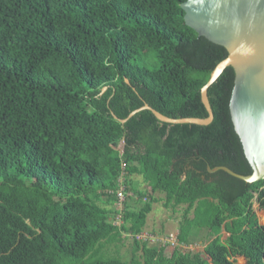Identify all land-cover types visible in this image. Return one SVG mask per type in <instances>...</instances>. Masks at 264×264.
<instances>
[{"label": "trees", "instance_id": "1", "mask_svg": "<svg viewBox=\"0 0 264 264\" xmlns=\"http://www.w3.org/2000/svg\"><path fill=\"white\" fill-rule=\"evenodd\" d=\"M184 1L0 0V264H264V180L207 171L252 174L231 68L206 91L208 126L117 122L143 104L206 118L200 90L227 53L185 27ZM138 176V206L117 208ZM153 205L180 212L171 254L138 238Z\"/></svg>", "mask_w": 264, "mask_h": 264}, {"label": "water", "instance_id": "2", "mask_svg": "<svg viewBox=\"0 0 264 264\" xmlns=\"http://www.w3.org/2000/svg\"><path fill=\"white\" fill-rule=\"evenodd\" d=\"M180 9L183 24L209 43L222 47L227 57L210 73L200 90V102L205 119H168L146 104L132 111L131 117L148 111L160 123L167 125L208 126L213 119L207 89L226 68L234 73L228 103L230 121L252 174L240 176L226 168L207 169L208 173L222 171L230 177L252 184L264 180V0H185ZM128 84L127 81H124ZM105 89H101L103 92ZM115 120L116 118L112 116Z\"/></svg>", "mask_w": 264, "mask_h": 264}, {"label": "rangeland", "instance_id": "3", "mask_svg": "<svg viewBox=\"0 0 264 264\" xmlns=\"http://www.w3.org/2000/svg\"><path fill=\"white\" fill-rule=\"evenodd\" d=\"M153 62H154V59L149 58L147 61L143 62V66L150 69L151 68L150 65H152ZM131 180L135 184L134 186L129 187L127 193H124V194L122 193L123 191L122 186L120 188L122 191L121 190L118 191L117 195H122L121 197H119L120 201L117 206V208L119 209L122 208L121 203L123 201H125V203L127 204V206L130 207V209L136 208L138 206V204L136 203L137 199L135 196L136 191L148 190L147 189L148 183L144 181L142 176L132 177ZM156 195H159V194H156ZM125 197L127 199H124ZM128 197L130 198L128 199ZM155 197L159 198L158 196H155ZM254 209H255L257 219H258V223L263 226L264 217L262 218L263 216L262 213L257 211L255 206H254ZM179 215H180V212L178 210L172 213L170 211L164 210L162 207H160V205L159 206L153 205L152 212L147 218L146 228L144 232L142 233V235L139 236L138 238L141 240H145L147 237L151 238L150 242L148 243L149 246L159 247V245H168L165 249V253L171 254L175 246V245L173 246L172 242L176 244L175 242V238L177 234L176 226H177V222L179 221L178 220ZM124 243H125L124 247L121 250L122 252L121 256L123 257V259L127 260L130 242L127 240V241H124ZM179 249L182 253H186V251L192 252V253H201L203 250V247L197 244V245L187 247V248L180 247ZM236 264H244V263L241 259H237Z\"/></svg>", "mask_w": 264, "mask_h": 264}, {"label": "crops", "instance_id": "4", "mask_svg": "<svg viewBox=\"0 0 264 264\" xmlns=\"http://www.w3.org/2000/svg\"><path fill=\"white\" fill-rule=\"evenodd\" d=\"M260 213H262V215L264 216V213L263 212H260ZM263 216H262V218H263ZM263 222H264V219H263ZM262 226V225H261ZM264 226V225H263ZM221 238H222V240L223 239H225V234L222 232L221 233ZM242 261H243V263H244V260L243 259H241ZM245 264V263H244Z\"/></svg>", "mask_w": 264, "mask_h": 264}, {"label": "built area", "instance_id": "5", "mask_svg": "<svg viewBox=\"0 0 264 264\" xmlns=\"http://www.w3.org/2000/svg\"><path fill=\"white\" fill-rule=\"evenodd\" d=\"M119 197H121V195H119ZM173 246L175 245L173 242H172Z\"/></svg>", "mask_w": 264, "mask_h": 264}]
</instances>
